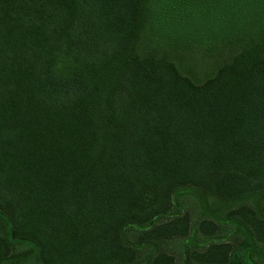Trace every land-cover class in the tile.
<instances>
[{"label":"trees","instance_id":"trees-1","mask_svg":"<svg viewBox=\"0 0 264 264\" xmlns=\"http://www.w3.org/2000/svg\"><path fill=\"white\" fill-rule=\"evenodd\" d=\"M151 1L0 0V264H264V0Z\"/></svg>","mask_w":264,"mask_h":264},{"label":"rangeland","instance_id":"rangeland-1","mask_svg":"<svg viewBox=\"0 0 264 264\" xmlns=\"http://www.w3.org/2000/svg\"><path fill=\"white\" fill-rule=\"evenodd\" d=\"M152 6H157L160 3V0H152ZM248 1H246L247 3ZM239 3H241L239 1ZM246 3L244 2V4L246 5ZM208 17V16H207ZM234 21L238 20L239 23H244V27L249 26V24L252 22H254V19H256V15L254 16V14H247L246 12L243 13H236L234 16ZM216 19V16L213 14V16H211L210 18L208 17V19H205L202 16H199V18L197 17V21L194 22L193 24H186L183 28L182 26H180V29L185 30L186 27H188V33L184 34L183 37H187L190 38V36H192V38L196 35H201V37H209L210 33L207 32V27L206 25L210 22V21H214ZM207 20V21H206ZM235 23V22H234ZM237 25V23H235ZM225 28H226V21H225ZM157 37V36H156ZM215 37L211 38L214 39ZM210 39V40H211ZM185 208L186 211H188L190 217H191V221L195 216V212L197 210L195 204L193 203V201L188 200L185 201ZM163 246L167 249V253H170L174 256L175 260H176V264H184L182 262V260L180 259L182 257V253L180 251L181 249V240L179 238H174L171 240H167ZM28 264H32L31 261H29Z\"/></svg>","mask_w":264,"mask_h":264}]
</instances>
